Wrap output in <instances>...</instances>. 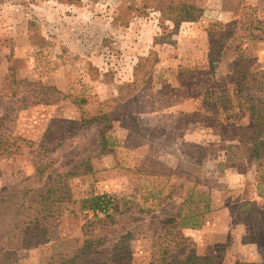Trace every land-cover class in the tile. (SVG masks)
<instances>
[{
    "label": "rangeland",
    "instance_id": "1",
    "mask_svg": "<svg viewBox=\"0 0 264 264\" xmlns=\"http://www.w3.org/2000/svg\"><path fill=\"white\" fill-rule=\"evenodd\" d=\"M247 6L264 22V0H0V264H52L54 243L90 230L111 243L128 234L133 263L148 264L168 220L186 217L201 226L173 229L187 239L177 253L264 264L254 162L205 109L221 111L223 97L207 93L231 94L234 71L246 93L264 96V40L223 38L221 24ZM180 7L196 21H172ZM215 39L225 48L211 68ZM232 116L248 123L241 108ZM50 186L49 244L25 248L35 193ZM91 194L131 211L84 229Z\"/></svg>",
    "mask_w": 264,
    "mask_h": 264
},
{
    "label": "trees",
    "instance_id": "2",
    "mask_svg": "<svg viewBox=\"0 0 264 264\" xmlns=\"http://www.w3.org/2000/svg\"><path fill=\"white\" fill-rule=\"evenodd\" d=\"M255 10L253 6L240 7L237 23L228 26L221 24L222 29H225V33L223 34L225 37L223 38L231 39L229 47L233 46L236 40H264V22L256 16ZM198 14V11L193 7H180L178 14L172 18V21L194 22L198 18ZM221 41V39H215L210 43L207 59L208 65L211 68H214V63L217 61L218 55L223 52L225 48L224 43ZM235 74L236 72L234 71V73L229 76V78H233L231 94L226 93V95H223L224 92L219 91L215 94L207 93V100L213 96L214 99L221 101L222 99L219 97H223L221 111L219 112V107L211 108L210 101L206 104L205 109L210 108L211 113L213 112L212 116L216 119L220 116H224L223 125L226 131H220L221 135L223 137L224 135L227 136L230 130L232 134L230 139L237 142L235 148H238L239 152L242 153L248 161L254 162L255 187L258 192L257 197L264 200V96L263 94L257 96L255 93H246L243 90L242 81L239 82ZM237 108H241L243 115L248 117L247 124H241L235 121L234 116H232L233 119L229 121L227 116L234 115ZM101 142V150L103 151L108 144V137L105 139L103 132H101ZM232 147L233 146H231V148ZM195 148L197 151H201L200 154L202 158L206 156L204 155L206 152L204 149ZM1 155L2 154H0V156ZM191 159L193 160L195 157ZM195 164L198 165L199 163L196 162ZM37 173H41V170L38 169ZM65 175L74 176V174ZM51 188V186L47 188L44 187V189H39L35 193V197L39 198L37 202L39 209L34 212L32 216H27V229H25L23 233L22 242L25 248L47 247L48 240L45 238L46 230L44 224L48 221L49 210L48 208L43 209L44 205H42V203L49 202V196L52 195ZM5 198V196L0 195V203L2 200L5 201ZM130 205H132V202L121 203V205L116 204L114 206V200L107 194H91L83 200L81 210L84 209L87 211L84 217H87V214L91 212L94 220H86L83 228L87 229L96 223V225L102 226V224L108 220L113 222L117 216L130 212ZM125 206L128 208L124 209ZM206 211H208L207 206ZM174 222L175 219L170 218L166 223L167 229L164 233L152 240L150 246L151 257L148 264H214V261L218 260L216 256H197L191 248H186L181 253H177L180 248L186 245L187 239L183 238L176 231L173 232V229H197L201 226V221L197 217H186L180 219L175 226L173 225ZM93 231L95 230L85 232V238L81 242L75 240L72 244L67 241L54 243V245L59 247V250L52 256V264H134L131 250L126 245L128 234L118 238L115 243H111L110 241L106 242L108 235H102L101 232L97 231L92 235ZM54 245H51V247ZM71 245H75V247L71 249ZM48 264H51V262Z\"/></svg>",
    "mask_w": 264,
    "mask_h": 264
}]
</instances>
